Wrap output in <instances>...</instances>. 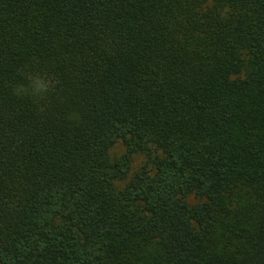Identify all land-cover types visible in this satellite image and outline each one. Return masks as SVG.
I'll list each match as a JSON object with an SVG mask.
<instances>
[{"label": "trees", "instance_id": "trees-1", "mask_svg": "<svg viewBox=\"0 0 264 264\" xmlns=\"http://www.w3.org/2000/svg\"><path fill=\"white\" fill-rule=\"evenodd\" d=\"M0 264H264V0H0Z\"/></svg>", "mask_w": 264, "mask_h": 264}, {"label": "rangeland", "instance_id": "rangeland-1", "mask_svg": "<svg viewBox=\"0 0 264 264\" xmlns=\"http://www.w3.org/2000/svg\"><path fill=\"white\" fill-rule=\"evenodd\" d=\"M121 153H122V148L119 146V147H117L115 149L114 154L115 155H120ZM141 163H142V159L141 158L136 159L134 167H133L134 170H136L138 167H140Z\"/></svg>", "mask_w": 264, "mask_h": 264}]
</instances>
